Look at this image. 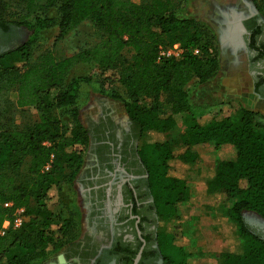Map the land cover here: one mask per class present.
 I'll return each mask as SVG.
<instances>
[{"label":"trees","instance_id":"trees-1","mask_svg":"<svg viewBox=\"0 0 264 264\" xmlns=\"http://www.w3.org/2000/svg\"><path fill=\"white\" fill-rule=\"evenodd\" d=\"M43 7H56L59 18L37 16L20 22L30 31L28 40L0 53V74L12 75L18 84V105L34 106L39 112V121L31 126L0 131V264L46 260L64 246L74 226L73 218L55 215L51 205L61 199L60 179L74 184L83 168L91 133L80 119L87 84L122 99L137 137L146 136L138 156L159 219L156 241L164 263L192 264L193 254L176 242L167 225L185 218L181 205L196 194V185L188 178L200 160L195 147L211 143L218 151L233 150L230 158L212 163L205 192L217 196L218 212L235 226L241 248L215 258L218 264H264V237L244 216L252 212L264 220V115L240 107L233 118L226 114L230 104L221 103L217 112L205 116L206 106H195L186 89L194 79L203 84L219 73L213 31L196 19L180 18L173 0H45ZM86 20L102 34L92 47L60 60L52 52L32 59L43 31L57 26L63 39ZM10 26L0 20V27ZM262 28L254 32L255 41ZM176 44L179 55L158 61L161 47ZM253 47L261 51L255 43ZM85 63L97 65L99 79L70 76L76 65ZM114 83L125 88L126 99L108 91L106 86ZM263 83L264 77L258 87ZM182 112L190 115L177 142H172L168 136L176 126L175 116ZM62 115L69 117L68 123ZM27 158L28 173L22 177ZM173 161L186 166L187 175H175ZM7 202L12 207H6ZM19 208H24L22 225L1 234L5 220L13 219Z\"/></svg>","mask_w":264,"mask_h":264},{"label":"rangeland","instance_id":"rangeland-1","mask_svg":"<svg viewBox=\"0 0 264 264\" xmlns=\"http://www.w3.org/2000/svg\"><path fill=\"white\" fill-rule=\"evenodd\" d=\"M133 1L143 3L149 0ZM173 2L174 10L180 18L196 19L213 31L219 51V73L206 83L199 84L198 80L194 79L188 84L186 89L192 103L195 106H206L205 111L202 112V114L206 113L205 116L217 112L221 103H229L231 107L226 110V114L237 118L239 108L244 105L238 100L229 101L230 95L238 92L243 94L246 86L253 84L252 72L255 69L252 68L250 60L251 48L248 45L246 28L244 22L240 23L239 19L252 14L264 22V0H173ZM44 3L45 0H0V20L11 25L7 28L6 35L0 31V53L18 47L28 40L30 31L19 24L20 22L37 16L59 18L57 8H45ZM218 12L222 13V18ZM58 34L57 26L43 31L33 47L32 59L46 52H52L58 60L71 57L92 47L102 36L101 31L90 20L82 22L63 39H59ZM125 56L130 58L131 52H125ZM79 74L89 75L95 80L99 79L97 65L93 63L76 65L70 76ZM238 77L243 79L241 85L236 83ZM106 88L108 91H116L124 99L127 98L125 88L119 83L110 84ZM242 99L246 108L256 110L260 105L253 96H244ZM80 104L81 122L89 130L103 114L125 124L130 119L122 99H114L99 92L93 84L84 86ZM189 115L188 112H182L175 116L176 126L168 136L172 142H177ZM61 118L63 122L68 123L67 115H62ZM258 120L261 118L259 117ZM37 121H39V112L36 107L18 105V84L13 82L12 75L0 74V131L23 129ZM145 139L146 136H142L140 147ZM91 140L90 133V141L84 152V169L94 162L93 155L89 151ZM195 151L200 160L193 170L188 171L189 169L178 161L172 162L175 175H187L189 172L188 178L196 185V194L191 201L181 205L185 218L172 221L167 225V229L175 232L176 242L193 254L190 259L192 264H218L215 255L226 251L240 252V241L235 226L227 222L218 212L217 196L206 194L205 181L212 174V163L219 158H230L233 150L223 148L218 151L213 144L207 143L196 146ZM29 164L27 158L21 168L22 177L28 173ZM60 184L61 199L51 205V210L55 215H62L63 218L67 216L73 218L74 226L62 248L46 260L35 264H80L67 260L63 250L68 245L66 243L77 242L88 229L85 195L80 191L83 186L77 178L74 184H68L66 177L60 179ZM244 216L250 227L264 237V220L252 212H246Z\"/></svg>","mask_w":264,"mask_h":264},{"label":"flooded vegetation","instance_id":"flooded-vegetation-1","mask_svg":"<svg viewBox=\"0 0 264 264\" xmlns=\"http://www.w3.org/2000/svg\"><path fill=\"white\" fill-rule=\"evenodd\" d=\"M243 22L258 83L264 77V54L260 55L264 51V22L252 14ZM260 26L263 31L255 41L254 32ZM0 31L6 35L8 29ZM260 87L264 93V83ZM90 130L89 151L94 162L77 175L85 195L88 229L64 248V257L80 264H134L141 251L138 264H165L156 241L159 219L138 156L142 137H137L130 119L125 124L107 114Z\"/></svg>","mask_w":264,"mask_h":264},{"label":"built area","instance_id":"built-area-1","mask_svg":"<svg viewBox=\"0 0 264 264\" xmlns=\"http://www.w3.org/2000/svg\"><path fill=\"white\" fill-rule=\"evenodd\" d=\"M181 53V48L179 44L174 45L173 47L170 48H164L161 47L159 49V56H158V61L161 60H165L168 59L172 56H177ZM53 158V156H52ZM50 163H48L46 165V169L49 170L50 169ZM13 203L12 202H7L5 203L6 207H12ZM25 217H24V208H19L16 210L15 212V216L13 219H7L5 220L2 229H1V234H5L7 230H9L10 228H19L23 221H24Z\"/></svg>","mask_w":264,"mask_h":264},{"label":"crops","instance_id":"crops-1","mask_svg":"<svg viewBox=\"0 0 264 264\" xmlns=\"http://www.w3.org/2000/svg\"><path fill=\"white\" fill-rule=\"evenodd\" d=\"M216 13H217V10H216ZM221 14L222 13L219 14V12H218V15L219 16H221ZM220 18H222V16ZM245 18L246 17H242L241 19H239V22L244 21ZM222 24L224 25V23H221V25ZM231 24H229V25H231ZM225 25H227V24H225ZM231 43L233 44V42H231ZM253 78H254L253 84L251 83V85L246 86L245 92L243 94L242 93H239V92H238V94H231L230 95V98H229V101H231L232 99L238 100L246 108V106H245L246 104L244 103V101H243L242 98L244 96H248V97L253 96L256 99V101H258V103H260L259 107L256 110H253V111L264 114V93H263L262 88L260 86L258 87V83L256 82V78L254 76H253ZM244 80L246 81V79H244ZM242 81H243V79L241 80V77H238L237 80H236V83L238 85H241V82ZM248 109H250V108H248ZM250 110H252V109H250Z\"/></svg>","mask_w":264,"mask_h":264},{"label":"water","instance_id":"water-1","mask_svg":"<svg viewBox=\"0 0 264 264\" xmlns=\"http://www.w3.org/2000/svg\"><path fill=\"white\" fill-rule=\"evenodd\" d=\"M140 256H141V251H140V253L138 254V256H137V258H136V260H135V263H134V264H138V262H139V259H140Z\"/></svg>","mask_w":264,"mask_h":264}]
</instances>
